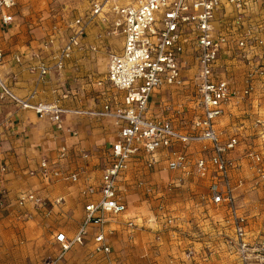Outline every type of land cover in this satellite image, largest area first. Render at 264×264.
Masks as SVG:
<instances>
[{
  "label": "crops",
  "instance_id": "0c3cea01",
  "mask_svg": "<svg viewBox=\"0 0 264 264\" xmlns=\"http://www.w3.org/2000/svg\"><path fill=\"white\" fill-rule=\"evenodd\" d=\"M93 1L73 5L70 8L74 12H60L53 17L52 23L47 22L46 25L41 22L42 27L34 29L31 25L37 19L21 18L16 4L12 11L14 21L10 24L0 21V78L8 90L28 104H55L66 111L61 113V121L54 123L49 115L39 117L32 109L22 108L9 96L0 97V123L4 125L0 139V264H44L48 258L57 256L61 245L56 241V235L63 233L71 238L83 222L85 204L98 197V193L84 195L83 191L99 184L102 171L109 164L110 146L117 138L119 128L114 119L94 112L100 111L105 104L116 108L123 101L124 93L115 90L107 80L109 54L122 50L123 38L120 34L114 36L110 33L114 14L109 11L101 16L92 14ZM135 1L122 2V5ZM64 7L62 10H67L68 7ZM76 19H80L82 27L79 44L63 66L56 68L54 65L60 50L67 38L77 31ZM263 21L264 0H247L242 11L224 6L216 11V27L226 33L232 31L237 37L244 35L253 45L245 59L235 56L237 49L233 40L225 45L215 66L218 78H225L237 88H242L247 73L253 67L264 69V29L258 27ZM50 37L53 44L48 43ZM191 45L186 46L183 55V85L155 88L150 96L149 114L168 117L180 128L190 122L191 109L196 105V91L192 97L182 91L186 92L190 84L188 62L191 56L194 59ZM43 63L49 69L40 78ZM263 83L264 78L257 79L253 96L230 102L217 123L220 132H235L239 136L238 146L229 156L240 165L239 171L232 176H242L245 180L244 187L236 191L241 211L239 197L255 190L251 182L253 174L242 155L250 148L264 152V135L252 127L255 117H264V100L259 99ZM155 102L164 103L168 109L153 108ZM187 109L189 113L183 115L182 111ZM61 146L68 149V156L64 159L58 158ZM166 153L167 149L158 151L161 161L152 169L145 168V157H139L119 178L118 188L127 204V211L121 216L107 217L103 225L111 253H94L92 238L100 228L91 224L84 243L72 245L59 264H145V257L151 258L149 264H165L166 253L177 255L181 248L191 246L203 259L199 264H208L212 254L207 256V252L210 253L213 247L216 252V245L223 244L220 241L225 236L223 232L227 233L221 224L224 210L214 209L203 197L209 185L208 179L185 178L178 186L181 188H169L168 183L182 175L167 170ZM190 153L191 159L201 155L197 145L191 147ZM42 159L49 162L50 169L60 171L61 176L41 175ZM2 167H5V172H1ZM73 173L78 174L77 181L70 179ZM26 191L41 196L49 203L48 209L39 211L30 202L18 206L17 196ZM176 191H183L184 210L177 208L179 205L175 203L170 204L178 201L175 197L179 192ZM57 198L62 199L61 204L53 203ZM137 199L142 203L132 212L129 205ZM146 203H155L153 210L146 208V212ZM212 210L223 215H212ZM168 218L173 221L169 226ZM128 220L137 224L134 243L126 238ZM142 220L146 225L150 223L154 237L161 239L153 251L146 243L148 235L142 229ZM195 224H198V233L211 231L214 234L213 244L188 237L183 240V245H177V230L188 229L186 234L194 236L192 228Z\"/></svg>",
  "mask_w": 264,
  "mask_h": 264
},
{
  "label": "built area",
  "instance_id": "2783aa9c",
  "mask_svg": "<svg viewBox=\"0 0 264 264\" xmlns=\"http://www.w3.org/2000/svg\"><path fill=\"white\" fill-rule=\"evenodd\" d=\"M15 4V0H0V21L3 24L14 21L12 11ZM222 6L242 11L247 6V0H136L126 5L119 4V0L93 1L92 14L101 16L106 11L114 14L115 20L110 33L114 36L120 34L123 38L122 50L109 54L107 68V80L115 90L124 93L123 101L116 108L105 104L100 111L94 112L95 115L114 119L119 130L117 138L110 146L109 164L103 169L99 184L96 188L88 187L83 191L84 195L98 193L97 199L85 204L83 222L71 238L63 233L56 235L61 252L45 260L44 264H59L72 245L83 244L91 224L100 228L92 238L94 253L110 254L111 248L106 241L103 225L107 217L121 216L127 211V204L118 188L119 178L141 156L145 157V168L155 167L161 161L157 154L161 149H167V170L180 172L182 175L171 180L168 183L169 188L182 185L185 178L209 180L203 197L213 208L224 210L221 224L229 233L228 244L236 245L240 263L248 264L251 257L249 245L257 243L251 242L247 217L236 201V191L244 187L245 180L242 176H232V173L239 171L240 165L229 156L237 148L239 136L235 132H220L217 123L230 102L253 96L255 81L264 78V69L253 67L247 73L242 88L216 76V62L225 45L233 40L237 49L235 56L243 59L246 58L248 49L253 46L248 43L246 36L237 37L232 31L226 33L216 27L215 14ZM74 24L78 26L77 31L67 38L60 50L54 65L56 68L63 66L73 48L79 44L82 34L80 19H76ZM258 27L264 29V21ZM48 43H54L51 37ZM189 43L192 44L197 64L196 105L191 109L190 122L180 128L168 117L149 114L150 96L155 88L183 85V55ZM1 59L0 52V63ZM48 69L44 63L41 65L40 78L48 73ZM0 88V97L9 96L22 108L32 109L39 117L49 115L54 123H59L61 113L66 112L55 104H28L13 95L1 78ZM260 93L259 99L262 101L264 83ZM153 108L167 110L168 106L155 102ZM188 110L182 111V114L187 115ZM2 126L3 123H0V139ZM252 127L258 128V132L264 135V117H255ZM194 145L199 147L201 155L191 159L190 149ZM67 156V147L61 146L58 158L64 159ZM242 159L253 174L252 186H264V152L250 148L245 150ZM1 172H5V167L1 168ZM40 173L55 178L61 176L60 171L50 169L46 159L40 162ZM70 179L77 181L78 174H70ZM61 200L57 198L53 203L59 204ZM27 202L43 212L49 206L47 201L31 191L17 196L18 206ZM166 222L171 223L172 219L168 218ZM133 226L134 222H126L128 230ZM185 255L193 258L194 252L189 249Z\"/></svg>",
  "mask_w": 264,
  "mask_h": 264
},
{
  "label": "rangeland",
  "instance_id": "374dc122",
  "mask_svg": "<svg viewBox=\"0 0 264 264\" xmlns=\"http://www.w3.org/2000/svg\"><path fill=\"white\" fill-rule=\"evenodd\" d=\"M16 7H17V14L21 18H28L29 20H35V23H32L31 28H37V27H42L40 25L41 22H45L46 25L47 22L52 23L53 22V17L56 16L60 12H68L71 10V6H79L81 3H83L86 0H16ZM135 0H119V4L122 2H133ZM64 6L68 7L67 10H62L65 8ZM75 10H71V12H74ZM39 17V18H38ZM188 62V68H189V74H188V79H189V85L188 89L185 92V90H182L185 94H188L189 96L194 95V90H195V75L197 73V67L194 62L193 57L191 56V59ZM181 92V91H180ZM182 93V92H181ZM184 100V99H183ZM175 188H181V187H175ZM257 188V189H256ZM255 190L248 191V193L244 194V196L239 197V204L244 212V214L247 217L248 220V230H249V237L252 243H257V245H249L250 247V252H251V257L250 261L248 264H264V186H259L255 187ZM179 192V196L175 197L177 202L171 201L170 204H177L179 206H176L177 208L179 207L181 210L185 209L186 207V201L183 198V191H176ZM175 192V193H176ZM62 203V200L59 204ZM140 203H142L141 199L133 200L130 203V209H132V212H134L139 206ZM155 203H146L144 204V210L146 212L153 210V206ZM147 208V210H146ZM215 209V208H214ZM144 211V213H145ZM211 212V211H210ZM212 215H223L220 211H213L211 212ZM208 217V215H206ZM151 218V217H150ZM209 219V218H208ZM186 220V218H184ZM140 223H142V229H145V232L147 233V241L146 243L150 246V250L153 251V248L156 246V243H159L161 241L159 236L154 237V233L152 228L150 227V223L148 225L144 224V220H142ZM171 223H168V226L171 225ZM139 225V224H138ZM141 225V224H140ZM139 227V226H138ZM137 228V224L133 226L131 230L126 229V238L127 241L130 243H134V233L135 229ZM177 240L176 244L177 245H183V240L188 237H193L197 240H201V242L209 243L213 242L212 239L214 237V234H211L210 232H206L205 234H200L198 233V224H195L192 228V232H194V236H188L186 233L188 231L181 228L177 230ZM225 236H223L220 241L223 243L222 245H216L217 251H214L215 245H212V250L210 253L207 252V256L212 254L210 261L207 262L208 264H241L239 261V257L236 252V245H229V233L223 232ZM205 237V238H204ZM178 241L180 243H178ZM213 244V243H212ZM179 247V246H178ZM181 247V246H180ZM191 249L194 252V257L193 258H187L185 253L187 250ZM201 254L202 251H199ZM144 263L149 264L150 257H145ZM198 259V260H197ZM202 258L197 254L195 250L192 249L191 247H183L180 249V253L177 255L173 254H167L165 255V258L163 261L165 264H199L202 262ZM201 261V262H200Z\"/></svg>",
  "mask_w": 264,
  "mask_h": 264
}]
</instances>
